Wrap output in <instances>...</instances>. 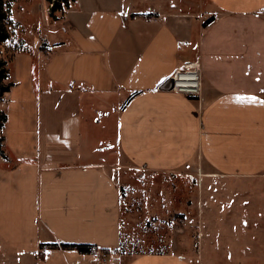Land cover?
<instances>
[{
  "label": "crops",
  "instance_id": "0c3cea01",
  "mask_svg": "<svg viewBox=\"0 0 264 264\" xmlns=\"http://www.w3.org/2000/svg\"><path fill=\"white\" fill-rule=\"evenodd\" d=\"M64 16L15 55L1 101L0 264H98L48 243L108 249L107 264H207L200 249L119 251L116 174L264 181V0H75ZM196 62L199 96L161 90Z\"/></svg>",
  "mask_w": 264,
  "mask_h": 264
},
{
  "label": "rangeland",
  "instance_id": "374dc122",
  "mask_svg": "<svg viewBox=\"0 0 264 264\" xmlns=\"http://www.w3.org/2000/svg\"><path fill=\"white\" fill-rule=\"evenodd\" d=\"M52 7L47 0L12 3L11 39L1 46L8 61L7 82L15 80L17 53L43 48L48 36L62 28L67 8ZM125 171L116 174L124 190L119 251L129 259L175 252L196 260L200 249L207 264H264V181Z\"/></svg>",
  "mask_w": 264,
  "mask_h": 264
},
{
  "label": "trees",
  "instance_id": "16d2710c",
  "mask_svg": "<svg viewBox=\"0 0 264 264\" xmlns=\"http://www.w3.org/2000/svg\"><path fill=\"white\" fill-rule=\"evenodd\" d=\"M16 0H0V102L3 99V96L8 93L11 88L15 85L14 82H7L9 79V69H8V61L2 57L1 46L8 42L11 39V20L9 15V9ZM50 4H52L53 11L62 10L63 8L69 9L71 4L75 2V0H47ZM213 19H209L205 22L207 25ZM191 99H195L191 97ZM8 120L7 113L0 108V157L7 158L5 152V135L4 128ZM43 248L49 249H75L83 254H92L98 248L96 245H88V244H58V243H48L42 246ZM105 252H109L108 249H103Z\"/></svg>",
  "mask_w": 264,
  "mask_h": 264
},
{
  "label": "built area",
  "instance_id": "2783aa9c",
  "mask_svg": "<svg viewBox=\"0 0 264 264\" xmlns=\"http://www.w3.org/2000/svg\"><path fill=\"white\" fill-rule=\"evenodd\" d=\"M170 80L173 82L174 91L188 96H199L203 85L201 66L196 62L186 69L177 70ZM189 81L193 83L187 84L186 82ZM92 256L97 260L98 264H107L109 261V254L101 249L94 251Z\"/></svg>",
  "mask_w": 264,
  "mask_h": 264
},
{
  "label": "water",
  "instance_id": "95a60500",
  "mask_svg": "<svg viewBox=\"0 0 264 264\" xmlns=\"http://www.w3.org/2000/svg\"><path fill=\"white\" fill-rule=\"evenodd\" d=\"M173 87H174L173 82H172V80H170V81H168V83H166L165 85H163L161 87V90L172 91Z\"/></svg>",
  "mask_w": 264,
  "mask_h": 264
},
{
  "label": "snow or ice",
  "instance_id": "6c2138e0",
  "mask_svg": "<svg viewBox=\"0 0 264 264\" xmlns=\"http://www.w3.org/2000/svg\"><path fill=\"white\" fill-rule=\"evenodd\" d=\"M238 100H241V101H252V102H255V98L254 97H239ZM264 103V102H262Z\"/></svg>",
  "mask_w": 264,
  "mask_h": 264
},
{
  "label": "bare ground",
  "instance_id": "6f19581e",
  "mask_svg": "<svg viewBox=\"0 0 264 264\" xmlns=\"http://www.w3.org/2000/svg\"><path fill=\"white\" fill-rule=\"evenodd\" d=\"M191 80H193V78H191ZM187 84H192L193 82L192 81H189V82H186Z\"/></svg>",
  "mask_w": 264,
  "mask_h": 264
}]
</instances>
